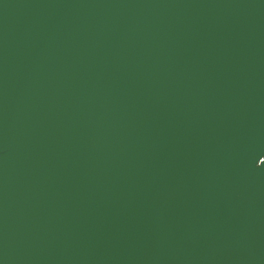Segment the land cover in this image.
<instances>
[{
    "label": "water",
    "instance_id": "1",
    "mask_svg": "<svg viewBox=\"0 0 264 264\" xmlns=\"http://www.w3.org/2000/svg\"><path fill=\"white\" fill-rule=\"evenodd\" d=\"M0 264H264V0H0Z\"/></svg>",
    "mask_w": 264,
    "mask_h": 264
}]
</instances>
